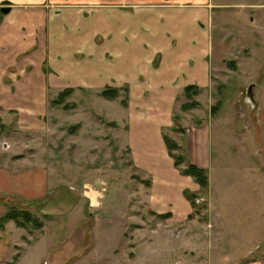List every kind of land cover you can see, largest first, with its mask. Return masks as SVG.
Returning a JSON list of instances; mask_svg holds the SVG:
<instances>
[{
	"label": "rangeland",
	"instance_id": "rangeland-1",
	"mask_svg": "<svg viewBox=\"0 0 264 264\" xmlns=\"http://www.w3.org/2000/svg\"><path fill=\"white\" fill-rule=\"evenodd\" d=\"M205 8L208 85L183 89L163 131L181 157L187 128L198 136L202 123L209 133L208 186L191 215L150 211L149 178L132 165L126 144L125 90L71 89L54 103L60 92L49 89L37 127L20 129L17 115L0 113V166L18 149L44 163L50 180L41 199L16 202L41 226L24 227L7 264L15 255V264H264V0H207ZM7 66L0 63V76L10 74ZM18 72L23 77V67Z\"/></svg>",
	"mask_w": 264,
	"mask_h": 264
},
{
	"label": "crops",
	"instance_id": "crops-1",
	"mask_svg": "<svg viewBox=\"0 0 264 264\" xmlns=\"http://www.w3.org/2000/svg\"><path fill=\"white\" fill-rule=\"evenodd\" d=\"M8 1L10 11L0 20V63L10 65L3 69L10 74L0 76V113L17 115L18 127L28 130L37 127L34 115L48 110L49 89L52 94L65 88L73 94L125 90L126 144L132 165L149 178L147 205L165 218H188L187 194H198L200 186L174 165L163 131L172 126L183 89L208 85L207 0ZM20 78L23 85L6 83ZM196 130L198 136L186 129L182 146L190 163L208 170L209 133L202 123ZM17 150L11 148L13 158L0 166V216L16 202L32 203L48 190L45 164ZM25 235L12 220L0 229V264L11 260Z\"/></svg>",
	"mask_w": 264,
	"mask_h": 264
},
{
	"label": "trees",
	"instance_id": "trees-1",
	"mask_svg": "<svg viewBox=\"0 0 264 264\" xmlns=\"http://www.w3.org/2000/svg\"><path fill=\"white\" fill-rule=\"evenodd\" d=\"M196 88L192 85H188L184 88L185 93H188V91H194ZM71 89L70 88H65L63 89L59 94L58 97L53 100L54 103H59L61 101V98L64 96L65 93H68ZM115 89H105L103 90V93L108 96V91H114ZM174 119V117H173ZM164 141L166 144V147L168 149L169 154L171 155V157L174 160V165L176 167H179V165L183 162H185V169L181 170L180 172L182 174H186L191 176L200 186V189L203 190V188H206L208 186V181H207V176H206V172L202 169L199 168L197 166H195L194 164L190 163L187 159L185 154L183 153L182 157L178 156L177 154H174L173 150L178 149V145L170 140L169 138H167L166 135H164ZM181 157V158H180ZM180 158V159H179ZM197 197V194H187V197L189 198V200L191 201V203L194 205V197ZM14 221L15 224L19 227H25L28 225V223H34L37 227L41 226V221H39L35 216H33L32 214H30L29 211L25 210V209H19L16 207H10L7 209V212L3 215L0 216V229L3 230L5 228V224L8 221ZM18 259V256H14L13 261L10 262V264H15L16 261Z\"/></svg>",
	"mask_w": 264,
	"mask_h": 264
},
{
	"label": "water",
	"instance_id": "water-1",
	"mask_svg": "<svg viewBox=\"0 0 264 264\" xmlns=\"http://www.w3.org/2000/svg\"><path fill=\"white\" fill-rule=\"evenodd\" d=\"M3 7H2V12L3 13H7V12H9L10 11V7L8 6V5H10V1H8V0H5L4 2H3Z\"/></svg>",
	"mask_w": 264,
	"mask_h": 264
},
{
	"label": "built area",
	"instance_id": "built-area-1",
	"mask_svg": "<svg viewBox=\"0 0 264 264\" xmlns=\"http://www.w3.org/2000/svg\"><path fill=\"white\" fill-rule=\"evenodd\" d=\"M2 7H3V4L0 3V15H1V13H2ZM197 201H198V200H197Z\"/></svg>",
	"mask_w": 264,
	"mask_h": 264
}]
</instances>
